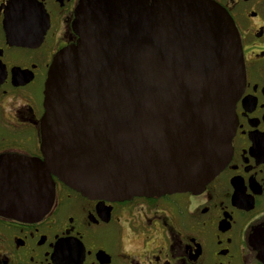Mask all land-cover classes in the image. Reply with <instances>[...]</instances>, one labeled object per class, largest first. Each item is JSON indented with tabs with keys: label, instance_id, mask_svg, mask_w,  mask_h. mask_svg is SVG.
<instances>
[{
	"label": "water",
	"instance_id": "1",
	"mask_svg": "<svg viewBox=\"0 0 264 264\" xmlns=\"http://www.w3.org/2000/svg\"><path fill=\"white\" fill-rule=\"evenodd\" d=\"M72 26L44 84L42 158L0 159V216L40 219L54 177L88 198L201 192L230 157L244 82L228 13L213 0H81Z\"/></svg>",
	"mask_w": 264,
	"mask_h": 264
},
{
	"label": "flooded vegetation",
	"instance_id": "2",
	"mask_svg": "<svg viewBox=\"0 0 264 264\" xmlns=\"http://www.w3.org/2000/svg\"><path fill=\"white\" fill-rule=\"evenodd\" d=\"M80 1L0 0V159L42 158L44 84L77 38ZM213 1L233 21L244 67L220 172L199 193L124 200L88 198L54 177L40 219L0 216V264H264V0ZM7 17L28 42L8 36Z\"/></svg>",
	"mask_w": 264,
	"mask_h": 264
}]
</instances>
